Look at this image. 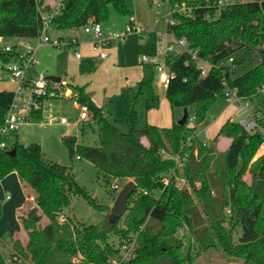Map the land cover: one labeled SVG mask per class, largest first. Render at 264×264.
<instances>
[{
	"label": "trees",
	"instance_id": "1",
	"mask_svg": "<svg viewBox=\"0 0 264 264\" xmlns=\"http://www.w3.org/2000/svg\"><path fill=\"white\" fill-rule=\"evenodd\" d=\"M59 1L63 8L51 20L54 30L101 24L109 18L110 5L127 14L123 0H0V37L36 38L41 29L40 12L51 11ZM216 1L167 0L174 22L167 23L166 31L186 36L188 49L212 62L241 52L246 69L233 77V62L212 68L202 77L187 52L168 55L165 63L173 74L165 87L170 126L146 123L137 127L133 99H129V130L122 132L84 86L64 85L72 98L87 105L98 130V145H79L75 136L62 137L69 155L88 160L105 177L135 183L117 222L109 224L105 219L102 224L84 225L61 217L72 194L94 203L71 170L46 159L38 143L22 145L15 139L7 148H0V180L15 172L34 201L18 217L25 242L7 232L0 234V264H9L14 256L20 264H194L200 253L214 247L228 259L264 264V153L253 160L263 134L245 133L229 118L220 125L211 145L197 133L216 97L223 98L224 83L251 102L264 127V95L257 93L264 82V1L261 5L237 3L214 16ZM182 3L190 8L189 13L176 9ZM15 56L0 49L3 64ZM94 69L91 59L80 60V72ZM155 74L154 66L145 64L136 84L134 98L143 96L146 111L160 103L152 86ZM12 96V90H0V126ZM183 109L188 116L179 125ZM41 113L32 117L39 119ZM219 136L230 139L223 153L213 147ZM12 148L15 152L10 156L6 151ZM178 179L184 184L177 185ZM184 229L189 235L187 245L185 236L178 235ZM112 237L116 243L110 241ZM130 244L133 255L122 259V246Z\"/></svg>",
	"mask_w": 264,
	"mask_h": 264
},
{
	"label": "rangeland",
	"instance_id": "2",
	"mask_svg": "<svg viewBox=\"0 0 264 264\" xmlns=\"http://www.w3.org/2000/svg\"><path fill=\"white\" fill-rule=\"evenodd\" d=\"M123 1L127 8V14L118 13L115 7L110 5L109 18L101 23L102 31L109 30L123 33L129 16H133L143 32L141 34L132 32L124 35L121 39L112 40L106 47L111 58L107 59L103 65L100 66L97 56L90 52L89 55L95 69L80 72V61L74 58V53L84 54L89 52L87 48H83L82 45L76 47L62 45L60 48L43 45L35 52L38 63L24 68L26 76L30 73L43 74L46 77L55 76L60 78L62 85L60 92L55 94L56 98L49 99L44 103L39 119L33 118L19 126L14 133L17 137L16 140L22 145L38 143L46 159L56 161L71 170L75 181L83 187L94 203H90L83 196L72 194L70 196V204L61 210V217H70L84 225L102 224L107 219L119 190L131 179L105 177L88 160L76 155L72 157L69 155L68 148L62 141V137L75 136L79 145H98V130L96 122L89 116L85 120L79 119V110L72 104L71 90L64 87V85L67 82H73L84 86L85 90L91 93L93 101L102 105L106 116L122 132L129 130L131 109L129 99H133L137 127L150 123V120H157L158 116L162 117L169 114L165 87L159 82L156 74L152 86L153 91L159 96L160 103L157 108L150 109H157L152 111L155 112L152 118L150 117V110H145L143 96L138 95L135 98L134 96L137 90V81L145 65L138 63V59L155 54L159 36L166 40L172 38V34L166 31V26L169 22L170 5L167 0H152L150 3L148 0ZM51 36H61L67 41L71 37L77 39L79 36L82 38L84 33L81 28L75 31L62 29L53 30ZM16 41V39H10V43H15ZM19 41L29 42L32 45L37 42L35 38L19 39ZM2 46L3 41H0V49H2ZM232 56L234 64L231 69V75L235 77L246 69V65L241 52H235ZM6 65L7 63L3 64L0 61V88L14 90L15 84L9 73L5 71ZM243 114L242 104L228 103L221 96H217L207 111L204 118L205 121L197 126V133L202 140L211 145L213 137H211V132L208 133L205 130L207 124H217L220 120L226 118L237 122ZM50 115L56 118L65 117L66 123L54 122L45 124L46 119ZM14 140L15 138L11 137L9 143ZM229 142L228 138L220 136L213 144V147L216 151L223 153L227 150ZM261 151L262 149L259 152ZM259 156V153L256 152L253 160ZM112 184H116L118 188L116 190L112 189ZM154 194L158 196L159 191H155ZM6 195H9V197L7 198ZM24 200V189L15 172L0 180V233L7 231L18 237L24 235L25 232L21 228L18 219L19 213L22 212V210L18 212V207L24 204ZM95 204L102 205L105 209L99 210ZM178 235L185 236L184 243L187 245L189 242L187 231L185 229L180 230ZM110 241L116 243L114 237L110 238ZM194 264L243 263L235 259H228L219 248L214 247L200 253L196 257Z\"/></svg>",
	"mask_w": 264,
	"mask_h": 264
},
{
	"label": "built area",
	"instance_id": "3",
	"mask_svg": "<svg viewBox=\"0 0 264 264\" xmlns=\"http://www.w3.org/2000/svg\"><path fill=\"white\" fill-rule=\"evenodd\" d=\"M264 0H217L213 5L214 16H219L221 12L234 4L243 3H256L261 5ZM63 4L61 1L57 2L55 7L49 12H40L41 29L39 35L35 38L37 40L35 45L29 42H21L19 39L15 43H10V40L3 39L2 49L9 53H15L16 56L9 62H7L5 71L9 73V76L14 80L17 85L13 90L12 100L7 109L3 124L0 126V148H7L9 146L8 138L19 128L23 123L29 122L33 119L32 115L35 112L42 111L44 103L52 98H55V94L60 92L61 82H55L50 80L43 74H36L34 76H26L24 74V68L28 65L37 64L35 52L43 45H51L56 48L62 47V45H68L76 47L79 42L75 37H71L67 41L63 37H52L51 32L54 30L51 25V20L61 12ZM178 11L190 12V8L183 3L176 8ZM173 9L169 12V23L173 24ZM84 34L91 37L90 46L91 50L100 58L104 59L107 56L106 47L112 40H118L129 33L141 34L143 30L136 23L133 16H129L128 23L124 27L123 33L111 32L109 30L103 32L101 24L88 23L81 27ZM187 38L184 35L174 36L169 40H166L159 36L156 43V51L153 56H143L138 59V63L150 64L155 68V73L158 76L159 82L166 87L170 78L173 76L172 72L165 63V58L170 54H177L181 52H187L191 55L195 61L196 68L199 71L200 76H206L212 68H219L221 66L232 65L234 62L232 54H228L216 62H212L209 58L199 57L195 51L188 49ZM179 49V50H178ZM218 52H215L217 54ZM76 59H82V54L79 52L74 53ZM257 93L264 95V82L260 85ZM223 98L228 103L242 104L244 114L238 119L237 123L244 130L245 133L251 134L259 131L264 136V127L260 125L259 114L253 113V107L251 102L237 94L235 89L229 88L224 83ZM73 105L79 110V119H87L89 116L87 105L78 102L72 98ZM250 106V107H249ZM193 120V116L189 118ZM54 122L66 123L65 117L56 118L49 116L46 119L45 124H52ZM7 138V139H4ZM260 146L264 147V139ZM176 162L180 165L178 159ZM167 180H164L166 183ZM184 184L183 179L177 180V185ZM112 189L116 190L118 187L116 184H112ZM132 245H123L122 252L123 258L132 256ZM9 264H20L15 256L12 260L7 261ZM116 264L115 261L112 262Z\"/></svg>",
	"mask_w": 264,
	"mask_h": 264
},
{
	"label": "crops",
	"instance_id": "4",
	"mask_svg": "<svg viewBox=\"0 0 264 264\" xmlns=\"http://www.w3.org/2000/svg\"><path fill=\"white\" fill-rule=\"evenodd\" d=\"M135 21H136V18H135ZM136 23L138 24V22L136 21ZM80 28H78V29H71V31L73 30V31H75V30H79ZM75 33V32H74ZM57 37H61V36H57ZM78 39H80V40H82V41H80V40H78ZM90 39H91V37L90 36H88V35H86V34H84V37H77V41L79 42V45L78 46H83V48L85 47V48H87V50L89 51V52H85L84 54H82V59L83 58H88V59H91V57H90V52H92V53H94L95 54V52H93L92 50H91V46H90ZM3 39L0 37V41H2ZM109 53H108V51H107V56H106V58H104V59H100L96 54V56H97V58H98V60L100 61V66L101 65H103V63L107 60V59H110L111 57L108 55ZM75 58V57H74ZM76 59V58H75ZM76 60H78V61H80L81 59H76ZM34 75H36V74H34V73H30V74H28L27 76H29V77H31V76H34ZM141 76H142V74H141ZM141 76H140V78H141ZM49 78V77H48ZM140 78H139V80H140ZM138 80V81H139ZM13 82H14V84H15V87H16V85H17V83L14 81V80H12ZM137 81V82H138ZM68 84H72V85H78V86H81V85H79V84H77V83H73V82H67ZM15 89V88H14ZM0 90H8V89H4V88H0ZM13 91V90H12ZM85 92H87L86 90H85ZM87 93H89L90 95H91V93L90 92H87ZM67 96H69V95H67ZM65 97H66V92H65ZM168 102V101H167ZM96 103V102H95ZM97 104V103H96ZM97 105H99V104H97ZM169 105V104H168ZM99 106H102V105H99ZM103 108V107H102ZM157 110V109H156ZM156 110H150V112L149 113H151V118L153 117V113H155V112H152V111H156ZM227 119V118H226ZM226 119H223V120H220L217 124L216 123H209V124H207L206 126H205V130L209 133V132H211V137H214L215 136V134L217 133V131H218V129H219V127H220V125L226 120ZM205 121V120H204ZM171 122H172V119H171V113H170V108H169V114H166V116L165 115H163L162 117H160V116H158V118H157V120H150V123H148V124H152V125H155V126H158V127H168V126H170L171 125ZM203 123V122H202ZM202 123H200V124H202ZM161 124V125H160ZM199 124V125H200ZM216 124V125H215ZM198 125V126H199ZM15 133V132H14ZM12 134L9 138H8V142H9V139L11 138V137H14L15 139H17V137H16V135L15 134ZM199 136V135H198ZM220 137V136H219ZM218 137V138H219ZM224 137V136H223ZM217 138V139H218ZM227 138V137H226ZM229 139V138H228ZM229 141H230V139H229ZM260 149H262V151L261 152H259L260 151ZM257 153H259V155H261L262 153H264V147L263 146H260L259 147V149L257 150ZM12 173V172H11ZM10 174V173H9ZM9 174H7L6 176H9ZM16 174V173H15ZM17 175V174H16ZM6 176L4 177V178H6ZM4 178H2V179H4ZM24 195H25V200H24V204L20 207H18V212H19V210H22V212H20L19 213V215H21V214H23L24 212H25V210L27 209V208H29V207H31V206H33V204H34V201H33V197L30 195H28V194H26L25 192H24ZM6 197L8 198L9 197V195H6ZM24 206V207H23ZM23 207V208H22ZM1 215V214H0ZM19 215H18V217H19ZM20 224V223H19ZM21 226V225H20ZM3 232H7V231H3ZM2 233V232H1ZM0 233V234H1ZM11 237H13V238H18V239H20V241L21 242H25V240H26V234L24 233V235L22 236V237H18L17 235H12L11 233H9V232H7Z\"/></svg>",
	"mask_w": 264,
	"mask_h": 264
},
{
	"label": "water",
	"instance_id": "5",
	"mask_svg": "<svg viewBox=\"0 0 264 264\" xmlns=\"http://www.w3.org/2000/svg\"><path fill=\"white\" fill-rule=\"evenodd\" d=\"M50 80L55 82H60V78L55 76H48ZM187 110L183 109V113L180 119L177 120V124L183 125L187 120ZM15 148H12L10 150H7L6 153L10 156L14 155ZM135 190V183L132 180H128L122 188L119 190L113 206L107 216V222L109 224H114L117 222L119 217L123 214V212L126 209V204L129 196L134 192Z\"/></svg>",
	"mask_w": 264,
	"mask_h": 264
}]
</instances>
